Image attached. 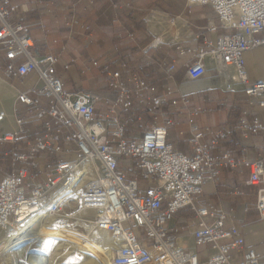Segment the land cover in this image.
Segmentation results:
<instances>
[{"label":"built area","instance_id":"2783aa9c","mask_svg":"<svg viewBox=\"0 0 264 264\" xmlns=\"http://www.w3.org/2000/svg\"><path fill=\"white\" fill-rule=\"evenodd\" d=\"M16 1L0 0V71L12 79L38 75L41 84L32 91L35 97L23 93L17 100L32 109L44 133L27 141V152L19 153L17 144L24 140L25 120L18 118L19 132L2 139L15 145L5 154L11 174L0 182V231L10 244L5 250L15 249L11 255L16 251L19 256L26 249L29 259L41 262L32 251V230L52 219L82 222V232L95 228L110 236L116 248L109 264H264V254L247 247L243 231L228 227L231 215L204 197L206 184L220 183L223 167L247 170V185L255 188V208L264 223V150L256 160L236 159L228 151L214 154L217 144L233 131L198 127L193 120L198 110L189 118L193 154L176 151L168 139L174 125L168 109L179 103L186 108L188 102L170 103L174 89L166 86L161 92L125 62L114 69L95 61L92 65L102 70L109 87L117 92L116 108L131 111L138 102L149 108L154 121H163V126H152L129 139L133 115H115L109 125L97 116L91 94L68 92L57 76L60 57L37 51L30 28L13 19L19 9ZM188 5L209 6L219 24L207 30L218 34L214 41L204 37L197 50L185 52L193 59L186 64L187 76L191 80L206 76L209 60L227 90L233 84L242 86L245 96L264 109V78L251 83L245 60L246 54L264 48V0H188ZM174 70L170 67V72ZM4 117L1 113L0 118ZM237 128L264 136V123L246 111ZM65 129L69 130L65 142L77 145L74 159L56 144ZM210 134L214 141L204 143ZM43 154L57 157L47 167L46 181L38 179ZM126 159L136 161L148 184L145 190L121 168ZM234 192L243 195L240 188ZM182 209L193 214V238L202 251L181 247L179 231L170 228ZM78 249L82 253L83 248ZM6 258L4 253L0 264H12Z\"/></svg>","mask_w":264,"mask_h":264},{"label":"crops","instance_id":"0c3cea01","mask_svg":"<svg viewBox=\"0 0 264 264\" xmlns=\"http://www.w3.org/2000/svg\"><path fill=\"white\" fill-rule=\"evenodd\" d=\"M16 3L19 9L13 19L30 28L36 50L60 57L57 76L68 92L91 94L97 116L108 120L109 125L115 115H133L129 139L141 136L152 126H163V121H154L149 108L138 102L131 111L116 108L117 92L109 87L102 70L92 65L95 61L108 63L114 69L125 62L161 92L166 86L174 89L170 103L183 99L188 102L186 108L179 103L168 109L174 123L169 128L168 139L176 151L193 154L189 118L200 110L193 118L198 127L214 132L233 131L230 138L217 144L214 154L228 151L236 159L256 160L260 157L264 136L242 131L237 125L245 111L264 123V109L245 96L242 86L233 84V89L227 90L209 60L206 76L199 80L187 76L186 64L193 59L185 52L197 50L204 37L214 41L218 36L207 31L219 24L209 6L189 7L188 0H17ZM245 60L249 81L255 83L263 79L264 48L246 54ZM256 60L260 64L259 70L255 66ZM172 66L175 70L170 72ZM65 76H69L67 81ZM40 84L36 73L23 79H12L0 71V114H5L0 118V182L11 174L10 160L5 154L15 146L2 139L19 132L17 119L25 120L24 140L17 144L19 153L27 152V141L44 133L43 124L36 119L32 109L17 100L23 93L35 97L32 91ZM40 101L43 107L47 106L43 98ZM136 128H141V133L134 134ZM68 134L69 130H63L56 144L71 153L67 156L69 159H74L77 145L65 142ZM214 139L210 134L203 142L210 144ZM55 160L57 157L41 156L39 180H47V167ZM121 168L130 180L139 181L143 190L148 187L136 161L122 160ZM248 177L247 170L223 167L220 183L206 184L204 197L231 215L228 227L233 225L243 231L248 248L264 254V223L259 220L255 208L256 191L247 185ZM235 188H240L243 195L236 194ZM194 225L189 209L180 210L170 222V228L179 231L181 247L202 251L195 246Z\"/></svg>","mask_w":264,"mask_h":264},{"label":"rangeland","instance_id":"374dc122","mask_svg":"<svg viewBox=\"0 0 264 264\" xmlns=\"http://www.w3.org/2000/svg\"><path fill=\"white\" fill-rule=\"evenodd\" d=\"M259 65V61L256 60L257 70H259ZM64 79L67 81L69 76H65ZM135 133H141V128H136ZM49 223L46 227L43 226V223L32 230L34 234L32 251L41 262H37L33 257L29 259L30 256H27L26 249L20 252L22 254L19 256L16 251L11 255L15 249L5 250L9 246L7 244L8 238L6 239L2 231H0V240L4 237L5 240L0 243V258L5 253L6 259H10L12 264H87V259H91L95 254L92 247L97 246L100 242L105 243V239L110 237L107 234L97 232L95 228H88L86 232H82V229H85L82 222H55L50 220ZM81 234L86 235V237ZM79 247L83 248L82 253L79 251ZM112 249L114 250L113 246H108V252Z\"/></svg>","mask_w":264,"mask_h":264},{"label":"bare ground","instance_id":"6f19581e","mask_svg":"<svg viewBox=\"0 0 264 264\" xmlns=\"http://www.w3.org/2000/svg\"><path fill=\"white\" fill-rule=\"evenodd\" d=\"M43 226L46 227L47 225L44 224ZM36 228H34V230ZM96 231L99 233H103L99 230H96ZM33 236H34V234H33ZM7 244H8V240H7ZM8 245H10V244H8ZM108 246H113L114 248H116L115 242L110 237H107L105 239V243L100 242L97 246L92 247L95 254L92 257L93 259L92 258L87 259V264H109V261H110L111 257L113 256V249H112V251L108 252Z\"/></svg>","mask_w":264,"mask_h":264}]
</instances>
